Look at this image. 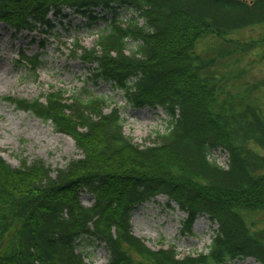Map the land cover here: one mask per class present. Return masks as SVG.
I'll use <instances>...</instances> for the list:
<instances>
[{
    "label": "trees",
    "instance_id": "obj_1",
    "mask_svg": "<svg viewBox=\"0 0 264 264\" xmlns=\"http://www.w3.org/2000/svg\"><path fill=\"white\" fill-rule=\"evenodd\" d=\"M115 4L132 15L124 21L115 12L92 46L74 39L70 55L91 67L92 83L109 82L130 105L161 106L168 123L137 143L105 96H66L53 87L44 101L4 95L72 136L82 155L56 167L39 158L13 167L0 156V264H91L77 250L83 237L104 243L103 264H221L247 256L264 264V227L247 219L264 210V154L254 149L264 150V114L250 92H231L213 69L234 49L224 45L240 46L232 33L264 22V0H0V22L14 34L48 31L49 14L64 6L92 16L95 7ZM206 33L221 38L209 48L215 57L196 50ZM20 58L34 68L39 53ZM215 146L227 150V167L210 157ZM83 190L90 205L80 199ZM162 193L187 212L185 228L204 213L217 223L207 250L180 255L174 244L153 249L133 234L134 207Z\"/></svg>",
    "mask_w": 264,
    "mask_h": 264
},
{
    "label": "rangeland",
    "instance_id": "obj_2",
    "mask_svg": "<svg viewBox=\"0 0 264 264\" xmlns=\"http://www.w3.org/2000/svg\"><path fill=\"white\" fill-rule=\"evenodd\" d=\"M115 12L118 19L124 21L132 15L130 9L116 4L106 9L95 8L92 16L64 7L60 15L53 17L50 14L54 23L50 30H24L16 34L0 22V155L11 166L17 167L23 160L29 163L37 158L51 167L64 166L68 160L78 158L82 153L72 136L55 130L50 120L16 109L3 100L4 95L29 99L38 96L44 100L51 87L64 90L66 96L84 89L86 93L105 96L110 106L119 108L124 133L137 143H147L145 138L148 134L166 127L169 117L159 106L134 107L126 103L121 93L110 87L108 82L93 84L88 78L91 68L69 55L70 43L75 38L84 45H93L97 32L109 25ZM231 37L240 46L224 45L226 48L234 46V49L225 58H217L213 69L221 79L227 80L226 85L231 92H250L264 114V86L254 91L244 89V85L264 80V22L235 31ZM220 41L221 38L215 34L206 33L195 47L197 52L215 57V52L209 48ZM21 52L27 55L39 53L34 68L19 58ZM254 149L264 154V150L256 145ZM209 155L219 164L227 162V153L222 149L211 150ZM80 199L86 205L93 202L88 191H83ZM167 201V196L160 194L135 207L131 218L132 232L153 249L174 244L180 255L207 250L217 223L201 214L188 230L184 225L186 212ZM247 219L264 227V210L249 214ZM77 250L82 251L92 264L104 263L109 257L104 243L95 237L78 240ZM221 264L260 263L252 257H245L229 259Z\"/></svg>",
    "mask_w": 264,
    "mask_h": 264
}]
</instances>
